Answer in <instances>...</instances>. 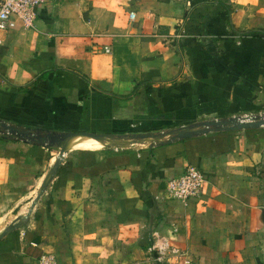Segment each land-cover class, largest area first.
Returning a JSON list of instances; mask_svg holds the SVG:
<instances>
[{
  "label": "crops",
  "instance_id": "obj_1",
  "mask_svg": "<svg viewBox=\"0 0 264 264\" xmlns=\"http://www.w3.org/2000/svg\"><path fill=\"white\" fill-rule=\"evenodd\" d=\"M249 114L264 0L41 9L0 46V121L41 137L0 138V264H264V128L179 133ZM189 166L207 182L184 205L167 184Z\"/></svg>",
  "mask_w": 264,
  "mask_h": 264
},
{
  "label": "built area",
  "instance_id": "obj_2",
  "mask_svg": "<svg viewBox=\"0 0 264 264\" xmlns=\"http://www.w3.org/2000/svg\"><path fill=\"white\" fill-rule=\"evenodd\" d=\"M56 1L58 0H0V46L3 44V36L6 32L18 27L32 28L38 18L39 11ZM184 37V31L180 29L172 36L171 40L178 43ZM214 122L223 129L232 128L235 125H259V127L264 128V114L243 115L230 119L227 123L220 120ZM202 128L208 130L210 126L205 124ZM189 130L190 128L183 129V131ZM34 137L36 136L33 133L29 136L23 135L18 132L17 126L6 121H0V138L32 142ZM206 182V175L201 169L189 166L182 175L168 182L167 194L170 198L185 205L188 201L202 196ZM38 264L56 263L51 257L42 256Z\"/></svg>",
  "mask_w": 264,
  "mask_h": 264
},
{
  "label": "trees",
  "instance_id": "obj_3",
  "mask_svg": "<svg viewBox=\"0 0 264 264\" xmlns=\"http://www.w3.org/2000/svg\"><path fill=\"white\" fill-rule=\"evenodd\" d=\"M224 123H227V121H222ZM209 125L210 126V129L208 130H205L202 128L203 125ZM252 126H257V125H252ZM240 127H249V125H235L234 127L230 128V129H238ZM219 130H227V129H223V128H220L215 122H205V123H202L200 125H197V127H192L189 131H182V132H179L181 134V137L182 138H188V137H192V136H202V135H207V134H210V132H216V131H219ZM18 132L23 134V135H27L29 136L32 132H28V131H24L23 129L21 128H18ZM179 133H177L176 135H178ZM36 137H34L31 141L34 142V143H40L41 142V137H38V135L36 134L35 135ZM161 140H164V137H161Z\"/></svg>",
  "mask_w": 264,
  "mask_h": 264
},
{
  "label": "bare ground",
  "instance_id": "obj_4",
  "mask_svg": "<svg viewBox=\"0 0 264 264\" xmlns=\"http://www.w3.org/2000/svg\"><path fill=\"white\" fill-rule=\"evenodd\" d=\"M101 142L90 139L87 137H76L69 141L68 147L69 149H75V148H90V147H99L101 146Z\"/></svg>",
  "mask_w": 264,
  "mask_h": 264
}]
</instances>
